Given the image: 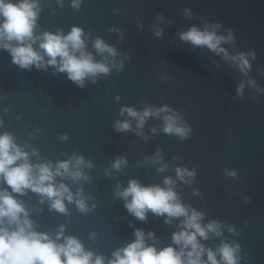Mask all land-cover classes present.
Wrapping results in <instances>:
<instances>
[{
    "label": "water",
    "instance_id": "obj_1",
    "mask_svg": "<svg viewBox=\"0 0 264 264\" xmlns=\"http://www.w3.org/2000/svg\"><path fill=\"white\" fill-rule=\"evenodd\" d=\"M36 3L35 36H67L80 28L84 51L110 71L86 77L80 87L54 66L22 69L0 48V135L10 134L33 165L54 168L69 161L72 166L74 157H82L79 170L88 177L55 178L74 197L71 203L64 200L66 213L50 209V201L31 190L13 194L23 202L33 229L55 240L63 226V236L77 238L105 264L135 240L137 229L153 233L155 239L147 243L158 250L174 246L172 235L181 230L183 217L165 223L166 215L149 211L141 221L116 194L133 180L164 188L165 179H171L189 214L195 209L203 213L202 225H219V235L200 240L202 260L212 251L219 261L218 250L227 244L238 246V264H264V0ZM192 27L214 31L226 41L231 34V41L221 44L228 58L182 41L180 34ZM97 39L116 55L98 52ZM33 48L41 51L39 42ZM241 53L248 61L246 73L231 59ZM164 107L169 111L147 117L142 128L136 118L121 114L124 108L143 113ZM166 116L191 130L186 138L164 132ZM118 121L128 122L130 129L117 131ZM118 160L124 162L117 170ZM178 168L195 170V176L182 181ZM78 191L87 211L77 207Z\"/></svg>",
    "mask_w": 264,
    "mask_h": 264
},
{
    "label": "clouds",
    "instance_id": "obj_2",
    "mask_svg": "<svg viewBox=\"0 0 264 264\" xmlns=\"http://www.w3.org/2000/svg\"><path fill=\"white\" fill-rule=\"evenodd\" d=\"M38 14L36 0H18L16 3L12 0H0V48L9 51L14 64L22 69H30L32 66L37 69L54 66L57 71L66 72L68 78L78 83L80 87H83L82 82L86 77L109 73L110 69L106 64L94 62L92 54L84 51L86 45L82 39V29L73 27L67 36L52 33L35 36ZM161 34L156 33L157 36ZM180 39L190 42L193 46L207 47L217 54L223 53L224 57L228 58V53L221 44L231 41L232 37L230 34L226 41L214 31H201L192 27L181 33ZM12 42H15V46ZM37 42L41 51L33 48ZM94 46L100 53L116 55L114 48L105 45L99 39L95 41ZM45 57L48 58L46 64ZM231 59L238 62L243 72L248 71L249 65L244 53ZM241 91L242 86L238 89V94ZM167 111L169 109L164 107L158 110L146 109L143 113H138L131 108H124L121 114L127 112L130 117L138 120V128H142L147 117L158 116L160 112ZM165 123V133H175L186 138L191 131L177 127L173 116H166ZM129 129L128 122L118 121L116 124L117 131ZM31 155L38 153L33 151ZM29 156V153L14 142L10 134L0 135V183L7 185V188L0 189V264H105L102 256L86 251L77 238L63 236V226L55 240L46 233L35 231L23 202L13 195L22 196L26 194V190H31L46 197L50 201V209L66 213L64 200L71 203L74 197L69 188L63 183L57 184L55 178L67 176L73 181L88 179L79 170L84 164L83 158L74 157L75 163L72 166L71 162L65 161L58 162L53 168L51 163L33 165ZM123 162L118 160L113 167L118 170ZM87 166L92 167L91 163ZM177 176L183 181L186 176L194 177L195 170L189 172L187 169L178 168ZM173 183L171 179H165L164 184L167 187L162 188L158 185L145 187L133 180L129 182L127 189L116 194L125 200L128 212L141 221L146 220V213L149 211L157 216L166 215L168 219L165 223H171L172 218L183 217L179 226L181 230L172 235V245L175 247L168 246L158 250L154 245L147 243V240L155 239L154 234L148 233L146 236L143 230L137 229L134 231L135 240L116 250L107 264H238L236 256L238 246L232 247L227 244L218 250L219 261L216 258L217 254L212 251H208L206 260H202L205 248L200 240H207L210 234L219 235V225L214 226L211 223L202 225L203 213L195 209L189 214V208L179 202L177 194L173 191ZM76 196L80 197L75 201L77 207L82 212L87 211L84 203L86 198L82 196V192L78 191ZM62 237L63 242H58Z\"/></svg>",
    "mask_w": 264,
    "mask_h": 264
}]
</instances>
